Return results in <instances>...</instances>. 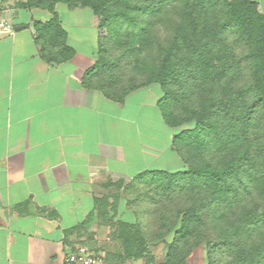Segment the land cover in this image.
<instances>
[{
    "label": "trees",
    "instance_id": "1",
    "mask_svg": "<svg viewBox=\"0 0 264 264\" xmlns=\"http://www.w3.org/2000/svg\"><path fill=\"white\" fill-rule=\"evenodd\" d=\"M58 2L88 7L99 20L97 56L83 84L117 102L158 84L157 106L177 129L172 147L183 163L114 183L146 206L116 222L111 234L121 248L104 264H155L149 254L158 243L159 264H188L199 245L205 264H264V15L256 2L24 0L23 7L52 13L33 22L34 40L51 64L74 54L54 10ZM97 203V216L108 218L113 203Z\"/></svg>",
    "mask_w": 264,
    "mask_h": 264
},
{
    "label": "crops",
    "instance_id": "2",
    "mask_svg": "<svg viewBox=\"0 0 264 264\" xmlns=\"http://www.w3.org/2000/svg\"><path fill=\"white\" fill-rule=\"evenodd\" d=\"M253 1L264 15V0ZM23 2L0 0V15L15 28L0 37V264H64L99 221L97 201L114 195V183L152 170L145 138L153 113L169 126L157 106L158 84L136 88L122 102L83 84L97 56L99 20L88 7L55 4L74 54L51 64L40 54L33 22L52 13ZM172 135L169 160L158 170L183 167Z\"/></svg>",
    "mask_w": 264,
    "mask_h": 264
},
{
    "label": "rangeland",
    "instance_id": "3",
    "mask_svg": "<svg viewBox=\"0 0 264 264\" xmlns=\"http://www.w3.org/2000/svg\"><path fill=\"white\" fill-rule=\"evenodd\" d=\"M104 34V32H102ZM159 120L157 119L156 112L153 113V125H152V136L150 137L147 133L145 138V143L148 146V143H151L150 149L147 151L148 157H153L154 161L152 164V170H158L167 160H169V153L165 149L166 142L170 139V134L174 133L175 128L166 127L163 124H158ZM184 128V126H181ZM143 140V139H142ZM144 142V141H143ZM183 169V167H182ZM128 184V183H126ZM126 184H123L126 185ZM117 188V191L114 192V195L109 196V200L113 203V210L108 213L109 217L111 216L112 225L111 227H105L106 223H109L111 220L109 217H100L99 221L95 222L94 225H91L87 231H85V237L88 238L84 243L87 249L93 250L95 252H100L106 257L107 254L115 253L121 248V243L119 240L115 239L112 236V232L115 229L116 222L121 219H132L134 218V212H140L146 206L139 202H135L133 199L134 194H131L130 191L123 188ZM117 193V194H116ZM144 203V202H142ZM118 205H121V209L118 210ZM144 205V206H143ZM141 206V208H140ZM141 209V210H140ZM130 216V217H128ZM109 231V232H108ZM94 235L98 238H94ZM83 245V246H84ZM164 247L162 243L152 245L150 247V257H153L154 263L159 264L164 260ZM146 259H137V260H127L126 264H147ZM205 251L202 245L197 246L192 250V253L187 258L188 264H205Z\"/></svg>",
    "mask_w": 264,
    "mask_h": 264
},
{
    "label": "built area",
    "instance_id": "4",
    "mask_svg": "<svg viewBox=\"0 0 264 264\" xmlns=\"http://www.w3.org/2000/svg\"><path fill=\"white\" fill-rule=\"evenodd\" d=\"M14 30L13 24L6 17L0 15V37L12 35ZM64 264H104V256L79 245L66 254Z\"/></svg>",
    "mask_w": 264,
    "mask_h": 264
}]
</instances>
